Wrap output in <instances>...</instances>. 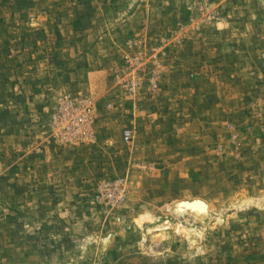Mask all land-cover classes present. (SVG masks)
Instances as JSON below:
<instances>
[{
    "label": "rangeland",
    "instance_id": "374dc122",
    "mask_svg": "<svg viewBox=\"0 0 264 264\" xmlns=\"http://www.w3.org/2000/svg\"><path fill=\"white\" fill-rule=\"evenodd\" d=\"M0 264H264V0H0Z\"/></svg>",
    "mask_w": 264,
    "mask_h": 264
},
{
    "label": "bare ground",
    "instance_id": "6f19581e",
    "mask_svg": "<svg viewBox=\"0 0 264 264\" xmlns=\"http://www.w3.org/2000/svg\"><path fill=\"white\" fill-rule=\"evenodd\" d=\"M177 211L191 212L195 215H206L208 212V206L205 201L201 199H194L191 201H180L175 203Z\"/></svg>",
    "mask_w": 264,
    "mask_h": 264
},
{
    "label": "built area",
    "instance_id": "2783aa9c",
    "mask_svg": "<svg viewBox=\"0 0 264 264\" xmlns=\"http://www.w3.org/2000/svg\"><path fill=\"white\" fill-rule=\"evenodd\" d=\"M125 136H126V137H128V136H129V133H128V132H126Z\"/></svg>",
    "mask_w": 264,
    "mask_h": 264
}]
</instances>
